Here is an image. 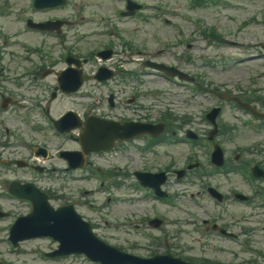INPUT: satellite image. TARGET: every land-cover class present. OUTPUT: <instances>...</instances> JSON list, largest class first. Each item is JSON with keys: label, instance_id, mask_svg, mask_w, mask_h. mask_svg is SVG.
I'll return each instance as SVG.
<instances>
[{"label": "rangeland", "instance_id": "obj_1", "mask_svg": "<svg viewBox=\"0 0 264 264\" xmlns=\"http://www.w3.org/2000/svg\"><path fill=\"white\" fill-rule=\"evenodd\" d=\"M191 1H192L193 6L203 4L202 0H191ZM191 1L189 0V2ZM109 2L110 0H97L95 3L92 2V0H71L70 5L67 6V8H65L64 13L66 15H70L72 19H77V17H75L74 14H75V10L78 9L80 11L78 14V19H77V22H78L80 14L85 15V11L89 15V17H91L92 13L94 14L96 13L99 15V13H103V11L105 14H107V11H108L107 8L110 9ZM163 2L167 5H172L174 3H176V5H178L179 3L183 4V0H176L175 2H173L172 0H163ZM258 3H259L258 0L254 2H248V4H250L252 7L258 6ZM2 6L4 7L3 9H6V10L9 9V11L11 12L12 11L14 12L15 10H18V9L28 8L27 0H9V1L0 0V7ZM196 12L199 13L198 10H196ZM227 12H230V11L223 12V11H219L218 9H214L210 6H208V8L200 9V13H202L203 15L208 17L211 21L216 23L220 27V29L225 33V35L230 36V38H234L239 41L247 40L251 42L254 41L255 38H257L260 41L264 39V30L260 26H258L256 23L250 22L246 26H243V27L238 26L239 20L242 19L243 15L246 14L245 12L236 11L237 13L235 17L230 21H228L226 17L224 16V14ZM0 20L4 24V27L2 25L1 27H2L3 33L5 34L12 33L14 35L15 33L19 32L22 29V26L20 25V23L13 21V16L11 15H9L8 17L2 16ZM122 23H128L130 25V28L123 27L126 30L124 31L126 32L128 37L134 38L135 39L134 41L139 45H140V42L142 43L146 42V45H148L147 46L148 48L154 49L156 46L163 45L164 39L173 38L172 37L173 32H171L170 29L168 28L161 27L158 21L154 17L151 16V12L149 11L148 13L144 14L143 20L135 18L131 22L124 21ZM153 33L158 34V40H154L152 38ZM22 34L16 35L15 37H22ZM25 36L32 37V41L35 44H39L40 41L43 40L44 38L42 35H29L28 34V36L27 35ZM196 36H198V38H196ZM194 39H195L194 40L195 46L192 50H189L188 54L192 57H198L197 55H199L200 52L195 55L193 54L196 52V46L201 43V36L198 34H195ZM85 43L81 42L79 46L83 44L86 45ZM90 45H93L92 41ZM6 50L10 52L19 53L21 51V48H20V45L11 43L8 45ZM221 51L222 50H216L215 47H213L209 49L207 52L209 53V55H212L215 58H217L218 54ZM233 52H230V53H233ZM7 56L8 55L5 53L4 57L7 58ZM11 59L13 60V64L11 63L12 64L11 67L9 65L10 68L6 71L7 76H11V74L21 71L20 67L16 66L17 59L12 58V57ZM6 62L7 61H4V63ZM232 65H236V64L233 63L232 61L228 63H223V61H216L215 63L216 68H225V67L232 66ZM261 66H262V63L248 67L245 70V72L241 75L242 77L236 80L232 76H234L235 78H239L240 76L238 77L237 75H230V73L223 75L221 71L220 74H218L219 80L228 82L229 85H232V86L235 85L236 87L239 85H246L248 83H251L253 80L252 78H256L258 82L261 81L258 84L260 83L264 84V72H260V70H263L261 69ZM257 71L259 72L256 74ZM252 74H256V75H254V77L250 78L249 80H246V76L249 77ZM258 75H260V77H257ZM148 78L151 79L150 84L149 83L147 84V85H150V88H159V91H161L162 93V97L166 98L167 101L173 102L174 104H179L178 99L181 94L177 95L178 88L176 89V87L169 85L166 82H163L161 78H154V77H148ZM2 85L4 87L3 88L4 96L12 95L13 97H16L15 99L18 102L15 101V104L13 107H10L9 109H7L3 115L1 114V116L3 117V124L2 125L0 124V140L6 139L9 145L6 146V148L1 147L0 145V159L8 160L11 158L19 157V155L25 154V151L21 147H19V145L14 140L13 138L14 132H18V133L23 132L24 134L22 135L26 140H29V141L35 140V142L46 143L52 150H54L57 146V140L55 136L51 135L50 133L48 135L47 133L48 130H46L45 132L40 131V133L30 130L29 125H27L23 120V115L25 113V110L23 107V101H22L23 97L22 96L23 94L26 96H30V92L26 93L21 88L16 89V87L13 85V83L10 80L4 81ZM6 88L9 91L6 92L5 91ZM262 93H264L263 90L260 92V94ZM1 94L2 92L0 91V97H1ZM38 95L39 93L33 92L29 99L30 115L32 116V118L36 117V119L38 118L37 117L38 115L35 114L33 110V106H34L36 97ZM45 98H47L46 94H45ZM66 102L68 104L69 100H66ZM166 103L167 102L162 101L159 107L160 108L165 107ZM65 107L67 106H59L56 108V110L53 109V111L55 114H57L58 112H60L62 108H65ZM227 113L231 114V111L228 110ZM235 114L238 116L236 121H239V119L242 117L241 113L236 111ZM5 127H9L12 130V132L8 133L7 135H4L3 129ZM198 128L206 129V126L205 124L200 123V125H198ZM234 133H235L234 136H236L235 137L236 144L241 143V142H246V141H243V139L246 138V135L250 133V129L246 126H241ZM165 149L169 151L171 150L168 148H164L162 150H165ZM9 150H13L14 153L10 154ZM169 155H171L170 152L168 153L164 152V156L162 155V158L156 159V164H163L167 160ZM2 163L4 162H0V190H3L6 188L5 184H2V181L10 179V178H15V177L22 178V176L26 175L20 170L12 171L10 168L6 170L5 165ZM7 164H10V163H7ZM67 190H68V185L66 184V187L63 190L64 193H66ZM4 191H0V192H4ZM97 196H100V194H97ZM1 198L2 199H0V206L2 208L8 209L9 211L12 212V214L13 213H26L27 207L24 204H19L16 201L15 202L9 201L7 200V197L5 195L2 196ZM149 204H150L149 202L148 203L145 202L143 207L145 206L147 207L149 206ZM185 205L188 207H191L193 210H196L199 214H202L203 217H206L205 212H208V210L203 208L202 205L200 207H197V206L192 205L190 202H185ZM127 208H132L137 211H140V214H141V210L137 209L135 204L126 203L122 201H114V200L109 205L104 206L101 211L102 213L108 216L110 223H107V222L104 223L100 219L99 212H94V213L90 212L89 214L92 215V219L96 222L97 224L96 232L102 239L124 250H130L133 252L146 254L148 252L149 243L145 241L143 238H141L140 235L129 230V228L127 227V224H129V222L136 219L134 217H131L127 213ZM147 208L149 209V207ZM80 209H84V207L81 206ZM246 210H248V208L240 207L239 211L242 212ZM230 211L231 212L229 213L231 214L232 217H235V215L238 214V212L233 213V210H230ZM165 215L169 216V220H168L169 222L166 223L167 224L166 229L169 231V233H171V231L175 227V224L170 223V220H171L170 217L175 219L176 216H178V213L175 211H173L172 213H168V211L165 210ZM179 216H181V220L188 222L182 225L184 229L190 230L191 228H193L195 223H198L196 220L190 219L185 214H179ZM227 218L228 220H230V217H227ZM9 222H10L9 218L1 221L0 229L6 224H8ZM189 222H193V223L189 224ZM120 224H124V225L121 226ZM156 233H160V232H156ZM257 233L258 235H256V237L258 238V240H260L257 242V245L260 246L262 244L264 246V230L258 229ZM5 234L7 233L0 232V259L2 258L8 261L7 262L8 264H11V263L12 264H90L89 262L82 261L81 257H77V258L68 257L64 262H54V263L50 262L49 263V262L41 261L39 254L37 255L35 252L32 254L27 253V249L40 248V247L47 249V245H50L47 239H36V240L28 241L23 244L21 251L12 252L8 250L6 243H4L1 240L2 236ZM259 234H262V235H259ZM196 239H197V233L192 235V233L189 232V233H182L180 235V238L174 240V242L179 241L181 243L182 252L187 251L188 253H192V254H204L205 253V254L215 256V257L224 258L225 261H229L231 258H234L236 256V253H234V251L228 253L226 251L216 250L211 247V245L216 244V245H223V247L234 248L235 246L234 244H232L231 246H228L227 244H225L226 243L225 241L220 240L218 238L214 239L213 237H210V238L201 237V240H204L205 242V245H202L200 243L195 242ZM158 249L162 250L163 246H160ZM239 255L249 257L247 253L245 254L240 253ZM255 259L261 260L262 258L256 257Z\"/></svg>", "mask_w": 264, "mask_h": 264}]
</instances>
